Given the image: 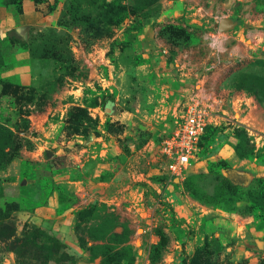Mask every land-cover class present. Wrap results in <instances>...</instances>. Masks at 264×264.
I'll return each instance as SVG.
<instances>
[{
	"label": "rangeland",
	"instance_id": "rangeland-1",
	"mask_svg": "<svg viewBox=\"0 0 264 264\" xmlns=\"http://www.w3.org/2000/svg\"><path fill=\"white\" fill-rule=\"evenodd\" d=\"M32 1L49 23L0 17V264H264V0ZM197 97L218 116L173 176ZM64 181L95 193L78 248L18 219Z\"/></svg>",
	"mask_w": 264,
	"mask_h": 264
},
{
	"label": "crops",
	"instance_id": "crops-1",
	"mask_svg": "<svg viewBox=\"0 0 264 264\" xmlns=\"http://www.w3.org/2000/svg\"><path fill=\"white\" fill-rule=\"evenodd\" d=\"M41 5H36L32 0H25L23 5V12L14 17V15L8 11L0 12L3 24L6 27L16 25L18 27L30 26L36 24L49 23L52 19L51 15L47 12L44 13ZM53 16V15H52ZM24 59V56H21ZM27 83V81H26ZM78 181V180H76ZM76 181H64L63 185L67 187L69 193L78 201L74 203L72 207L62 209L61 201L58 198L57 190L52 195H48L43 203L36 207L32 213L20 212L18 213L19 222L31 219L38 227L51 231V233L59 236L64 242L73 248H78V238L75 234V218L78 210L88 206L89 202L93 200L95 193L92 188H86L85 191L80 189H71L69 184ZM12 185H19V182L11 183ZM13 187V186H11ZM51 223V227L47 226V223Z\"/></svg>",
	"mask_w": 264,
	"mask_h": 264
},
{
	"label": "built area",
	"instance_id": "built-area-1",
	"mask_svg": "<svg viewBox=\"0 0 264 264\" xmlns=\"http://www.w3.org/2000/svg\"><path fill=\"white\" fill-rule=\"evenodd\" d=\"M202 99L197 97L189 103L175 130L161 143L160 151L168 159L167 168L173 176H181L192 165L204 134L216 122L215 104L206 105L209 101Z\"/></svg>",
	"mask_w": 264,
	"mask_h": 264
},
{
	"label": "water",
	"instance_id": "water-1",
	"mask_svg": "<svg viewBox=\"0 0 264 264\" xmlns=\"http://www.w3.org/2000/svg\"><path fill=\"white\" fill-rule=\"evenodd\" d=\"M237 26V23L234 22L233 20L231 19H222L221 22H220V25H219V30H223L225 28H230L232 27L233 29ZM53 153L52 152H49V155H52ZM178 181V180H176Z\"/></svg>",
	"mask_w": 264,
	"mask_h": 264
}]
</instances>
